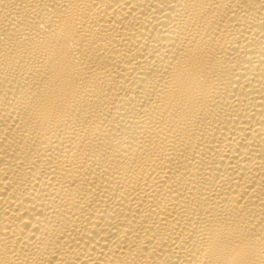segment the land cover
Wrapping results in <instances>:
<instances>
[{"label":"bare ground","instance_id":"1","mask_svg":"<svg viewBox=\"0 0 264 264\" xmlns=\"http://www.w3.org/2000/svg\"><path fill=\"white\" fill-rule=\"evenodd\" d=\"M0 264H264V0H0Z\"/></svg>","mask_w":264,"mask_h":264}]
</instances>
